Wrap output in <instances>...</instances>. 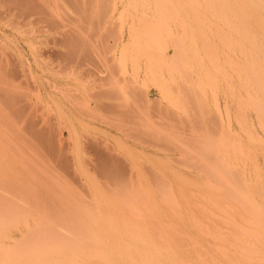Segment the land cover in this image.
Wrapping results in <instances>:
<instances>
[{"label":"rangeland","instance_id":"1","mask_svg":"<svg viewBox=\"0 0 264 264\" xmlns=\"http://www.w3.org/2000/svg\"><path fill=\"white\" fill-rule=\"evenodd\" d=\"M254 32L264 0H0V264L222 242L264 197Z\"/></svg>","mask_w":264,"mask_h":264},{"label":"bare ground","instance_id":"2","mask_svg":"<svg viewBox=\"0 0 264 264\" xmlns=\"http://www.w3.org/2000/svg\"><path fill=\"white\" fill-rule=\"evenodd\" d=\"M249 3L254 6L255 0ZM258 42V34L254 32L245 75L251 86L248 94L251 106L264 129V44ZM259 146L264 149V142H259ZM258 181L256 176L255 180L244 183L245 191L241 194H246L248 206L243 213L237 208L226 209L224 205L216 207L217 213L212 212L215 221L209 222L208 232L222 242L202 243L196 253L146 251L114 255L92 252L86 264H264V197L261 202L254 198ZM237 212L238 219L234 217ZM149 248L157 249L158 245Z\"/></svg>","mask_w":264,"mask_h":264}]
</instances>
